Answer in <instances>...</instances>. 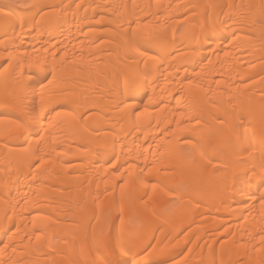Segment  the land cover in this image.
<instances>
[{"label":"bare ground","instance_id":"1","mask_svg":"<svg viewBox=\"0 0 264 264\" xmlns=\"http://www.w3.org/2000/svg\"><path fill=\"white\" fill-rule=\"evenodd\" d=\"M0 264H264V0H0Z\"/></svg>","mask_w":264,"mask_h":264}]
</instances>
